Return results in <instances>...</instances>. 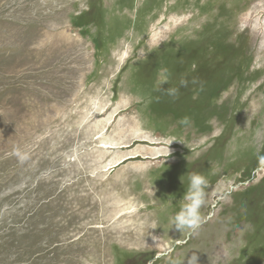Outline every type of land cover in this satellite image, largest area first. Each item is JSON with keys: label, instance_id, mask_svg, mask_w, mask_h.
Segmentation results:
<instances>
[{"label": "rangeland", "instance_id": "rangeland-1", "mask_svg": "<svg viewBox=\"0 0 264 264\" xmlns=\"http://www.w3.org/2000/svg\"><path fill=\"white\" fill-rule=\"evenodd\" d=\"M193 252L264 264V0H0V264Z\"/></svg>", "mask_w": 264, "mask_h": 264}, {"label": "clouds", "instance_id": "clouds-1", "mask_svg": "<svg viewBox=\"0 0 264 264\" xmlns=\"http://www.w3.org/2000/svg\"><path fill=\"white\" fill-rule=\"evenodd\" d=\"M192 82L195 83L196 81L193 80ZM187 84V80H182L180 82L181 87H186ZM177 93L178 89H171L168 92V94L173 97H175ZM171 142H169V144ZM167 152L169 155V149H167ZM14 155L19 158L21 163L29 158L28 153L23 151L20 147H17L14 150ZM209 184V179L205 175L198 172L190 174L188 187L183 195V202L181 203L179 210L171 218L170 228L174 227V229L180 234H184L188 237L199 235L203 226L211 219V216L202 212V209L207 204V190L209 189ZM227 195V192H225L223 198L226 199ZM173 251L174 249L169 247L165 254L170 255ZM185 257L186 254L183 259H177L174 264H184ZM187 264H198V256L195 252L187 258Z\"/></svg>", "mask_w": 264, "mask_h": 264}, {"label": "bare ground", "instance_id": "bare-ground-1", "mask_svg": "<svg viewBox=\"0 0 264 264\" xmlns=\"http://www.w3.org/2000/svg\"><path fill=\"white\" fill-rule=\"evenodd\" d=\"M102 142H104V141H102ZM107 145V144H106ZM109 146V145H108Z\"/></svg>", "mask_w": 264, "mask_h": 264}]
</instances>
